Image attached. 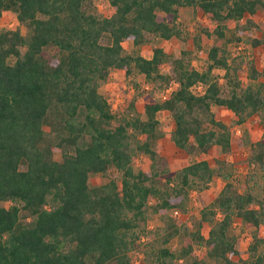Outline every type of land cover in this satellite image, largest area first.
Segmentation results:
<instances>
[{"label": "trees", "instance_id": "1", "mask_svg": "<svg viewBox=\"0 0 264 264\" xmlns=\"http://www.w3.org/2000/svg\"><path fill=\"white\" fill-rule=\"evenodd\" d=\"M85 1L0 0V16L11 10L27 29L21 34L18 26L0 27V264H130L129 251L147 206L164 221L169 209L183 212L190 189H203L215 174L221 186L199 209L192 229L167 217L153 264H201L186 257L206 221L204 240L213 264H264L259 250L264 236L258 232L264 224V127L248 145V170L240 188L223 159L214 165L192 160L176 170L132 167L138 153L155 160L158 110L170 112V138L177 149H187L190 139L201 150L218 144L227 151L240 144L239 136L215 117L212 103L228 108L237 123L254 113L264 120V64L258 68L247 59L251 81L239 79L243 60L228 50L224 23L252 15L257 7L264 12V0H107L105 14L85 9ZM180 6H192L216 21L213 27L201 24L192 35L199 47L202 33L213 34L203 68L192 65L186 50L177 57L159 45L149 56L123 52L126 38L137 44L147 33L183 37L177 22ZM252 24L246 18L230 38L238 39ZM262 40L253 36L250 42ZM48 45L58 49L50 58L42 53ZM167 61L172 72L161 71ZM214 67L224 70L226 93ZM112 68L176 85L161 99L144 91L143 116L133 111L111 124L110 103L98 86ZM196 82L202 84L200 92L191 88ZM56 149L59 159L51 156ZM110 167L119 178L88 183L90 173ZM2 201L11 203L5 207ZM235 217L253 227L247 258L232 257L238 252L231 233ZM178 232L180 247L170 249L165 244Z\"/></svg>", "mask_w": 264, "mask_h": 264}, {"label": "rangeland", "instance_id": "2", "mask_svg": "<svg viewBox=\"0 0 264 264\" xmlns=\"http://www.w3.org/2000/svg\"><path fill=\"white\" fill-rule=\"evenodd\" d=\"M83 7L89 11H94L98 14L108 13L110 6L107 0H86L83 3ZM246 18H250L253 24L250 25L249 30H245L239 36L238 39L230 38L231 32H235L236 25H241L245 22ZM17 22L14 12L11 10H3L0 16V27H8L9 24H13V27L18 26L23 33H27L26 27ZM243 21V23H241ZM177 22L183 30V37L171 36L164 39L152 34H146L145 39L140 43H133L131 39L126 38L122 40L123 52L140 54L147 56L151 53V49L154 45L162 46L171 57H177L181 55L182 50H186V56L191 59V63L194 67L201 69L206 64V51L209 45L212 43L213 34L207 36L201 34L200 46L196 47L192 41V35L197 31V28L201 24H206L208 27H213L216 23L214 19L207 14H201L196 11L192 6H180L178 8ZM228 39L225 40V44L230 51L231 55L238 56L243 60L240 69L237 72L239 79L243 83L251 81L248 76L246 60L252 59L255 66L261 68L264 64V12L260 7H257L255 13L247 15L239 20H225ZM263 37V40L258 44H251V37ZM101 42H106V37L102 36ZM44 56L50 58L58 53V49L55 46L48 45L42 48ZM161 71H171V61L165 62L161 66ZM223 69L220 67H214L212 69L213 75L217 76L221 82L222 93H226V86L224 84ZM176 85L174 80L169 81L166 84H157L143 77L142 74H130L124 75L123 70L120 68H112L109 75L100 81L98 90L104 94L110 103V110L112 112L113 119L111 124H115L121 117L129 116L133 111L138 112L143 116L142 111V93L149 91L156 99H161L166 96ZM193 91L200 92L202 86H197L194 83L191 86ZM132 103V106H131ZM216 118L226 123L229 127L232 135L239 136L240 144L232 147L227 151H223L218 144H211L205 150H201L196 147L192 139L187 149H177L171 138L170 129L172 126V119L170 112L164 109L156 112L158 119V128L160 135L157 137L154 143V149L156 150L155 160L146 153H138L132 159V167L136 170H176L182 165L197 159H206L211 164H215L216 159H223L226 161L232 171V179L238 188L241 187V181L244 173L248 170V163L246 161L248 145L251 141L260 136L264 127V120L259 114H252L247 116L243 121L236 122V116L225 106L212 103L210 105ZM60 149L52 151V157L55 159L60 158ZM22 166V165H21ZM109 176L119 178V172L110 167L104 173L93 172L88 175V183L98 184L106 180ZM155 181H158V177L154 176ZM264 183V175L261 178ZM222 183V178L219 175H214L210 182L201 190L190 189L187 201L186 209L181 212L176 209H169L165 216L153 212L149 206L145 211L144 221L139 223L138 232L139 237L135 241L131 250L129 251L130 264H153V252L155 247L159 243V232L161 227L165 226L167 217L170 220H174L176 225L180 227L185 223L191 229L193 223L199 215V209L213 200L216 196ZM153 202V198H149V204ZM2 204L8 205L9 201H2ZM22 217V216H21ZM20 217V218H21ZM210 226V222H203L200 227V238L194 240L191 246V252L187 255L186 259L196 258L201 264H213L214 260L207 254V245L204 238L206 237L207 229ZM253 227L246 224L242 219L235 217L231 225V233L236 237L237 254L232 257H248L247 244L251 239V231ZM258 232L264 236V224H262ZM181 233L174 234L168 242L165 244L170 249H178L181 243ZM247 241V243H245ZM243 245V246H242ZM260 252L264 255V244L259 247Z\"/></svg>", "mask_w": 264, "mask_h": 264}, {"label": "clouds", "instance_id": "3", "mask_svg": "<svg viewBox=\"0 0 264 264\" xmlns=\"http://www.w3.org/2000/svg\"><path fill=\"white\" fill-rule=\"evenodd\" d=\"M14 23H18V22H15V21H14ZM241 23H243V21H241ZM8 27H9V28H13V24H9ZM21 34H23V31H22ZM168 91H171V89H168ZM10 203H11V202H9V205H10ZM5 207H8V205H5ZM220 218H221V217H220V214L217 213V219H220ZM245 243H247V241H245ZM242 246H243V245H242Z\"/></svg>", "mask_w": 264, "mask_h": 264}, {"label": "built area", "instance_id": "4", "mask_svg": "<svg viewBox=\"0 0 264 264\" xmlns=\"http://www.w3.org/2000/svg\"><path fill=\"white\" fill-rule=\"evenodd\" d=\"M197 86H202V84L200 82H196Z\"/></svg>", "mask_w": 264, "mask_h": 264}, {"label": "crops", "instance_id": "5", "mask_svg": "<svg viewBox=\"0 0 264 264\" xmlns=\"http://www.w3.org/2000/svg\"><path fill=\"white\" fill-rule=\"evenodd\" d=\"M155 46V45H154ZM160 46V45H159ZM165 50V49H164ZM150 55V54H149ZM149 55H147V56H149Z\"/></svg>", "mask_w": 264, "mask_h": 264}]
</instances>
